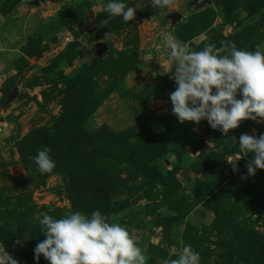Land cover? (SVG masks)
<instances>
[{"label": "rangeland", "instance_id": "1", "mask_svg": "<svg viewBox=\"0 0 264 264\" xmlns=\"http://www.w3.org/2000/svg\"><path fill=\"white\" fill-rule=\"evenodd\" d=\"M104 2L0 0V247L18 264H48L33 258L40 214L98 209L129 230L147 264L185 244L200 264H264V169L249 176L254 154L238 147L264 120L224 135L203 120L178 122L174 65L159 38L192 50L264 48V0H174L163 10L129 0V22L109 19ZM97 42L109 46L100 58ZM42 146L56 162L50 173L30 159ZM231 156H240L235 172Z\"/></svg>", "mask_w": 264, "mask_h": 264}, {"label": "clouds", "instance_id": "2", "mask_svg": "<svg viewBox=\"0 0 264 264\" xmlns=\"http://www.w3.org/2000/svg\"><path fill=\"white\" fill-rule=\"evenodd\" d=\"M149 3L163 10L174 0ZM128 5L129 0H106L100 6L109 19L119 16L129 22L134 19L135 8ZM159 38L168 50L167 62L174 65L169 72L176 86L169 99L178 122L199 124L203 120L224 135L242 120H264V48L257 45L247 50L232 41H221L220 47L208 43L192 50L165 31L159 33ZM238 147L242 153L254 154L245 165L249 176L264 169V132L258 137L242 133ZM50 151L42 146L30 158L36 172L50 173L56 167ZM239 158L225 160L233 172L237 171ZM38 223L44 239L33 249L34 260L43 256L48 264H147L144 251L129 230L117 222L109 223L98 209L89 214L68 212L60 218L41 213ZM0 264H18L4 246L0 247ZM164 264H200V254L185 244L176 258L166 259Z\"/></svg>", "mask_w": 264, "mask_h": 264}, {"label": "water", "instance_id": "3", "mask_svg": "<svg viewBox=\"0 0 264 264\" xmlns=\"http://www.w3.org/2000/svg\"><path fill=\"white\" fill-rule=\"evenodd\" d=\"M142 1V0H141ZM149 2V0H147ZM168 18L172 20V23L177 22L181 18L180 13H174L168 15ZM95 54L97 58L102 57L104 54H106L109 50V46L106 43L103 42H97L95 45ZM18 94V91L15 89L11 94H9L7 101L9 102L11 99L15 98ZM3 121V119H0V123Z\"/></svg>", "mask_w": 264, "mask_h": 264}, {"label": "trees", "instance_id": "4", "mask_svg": "<svg viewBox=\"0 0 264 264\" xmlns=\"http://www.w3.org/2000/svg\"><path fill=\"white\" fill-rule=\"evenodd\" d=\"M4 248L6 249V251L8 250V253L12 252V249H10V247H8L7 245L3 244ZM239 264H243V262H239Z\"/></svg>", "mask_w": 264, "mask_h": 264}, {"label": "built area", "instance_id": "5", "mask_svg": "<svg viewBox=\"0 0 264 264\" xmlns=\"http://www.w3.org/2000/svg\"><path fill=\"white\" fill-rule=\"evenodd\" d=\"M69 41H70L69 38H65V39H63L62 44L65 45V44H67Z\"/></svg>", "mask_w": 264, "mask_h": 264}]
</instances>
